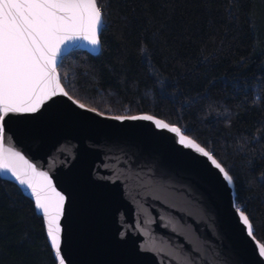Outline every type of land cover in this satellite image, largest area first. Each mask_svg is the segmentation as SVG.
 Masks as SVG:
<instances>
[{
  "label": "trees",
  "instance_id": "obj_1",
  "mask_svg": "<svg viewBox=\"0 0 264 264\" xmlns=\"http://www.w3.org/2000/svg\"><path fill=\"white\" fill-rule=\"evenodd\" d=\"M98 4L101 50L62 59L68 93L104 114H153L196 139L233 177L264 244V0ZM0 264H58L35 202L1 176Z\"/></svg>",
  "mask_w": 264,
  "mask_h": 264
},
{
  "label": "water",
  "instance_id": "obj_2",
  "mask_svg": "<svg viewBox=\"0 0 264 264\" xmlns=\"http://www.w3.org/2000/svg\"><path fill=\"white\" fill-rule=\"evenodd\" d=\"M77 49L95 55L101 45L68 42L59 74L62 59ZM61 86L68 93L62 80ZM80 104L58 92L36 112L10 113L3 120L5 148L46 172L65 197L64 264H264V244L254 228L248 235L238 215L234 179L228 184L208 158L152 121L118 120ZM141 115L179 127L150 113L120 117ZM16 164L27 170L22 161ZM0 176L34 201L10 172L0 170Z\"/></svg>",
  "mask_w": 264,
  "mask_h": 264
},
{
  "label": "snow or ice",
  "instance_id": "obj_3",
  "mask_svg": "<svg viewBox=\"0 0 264 264\" xmlns=\"http://www.w3.org/2000/svg\"><path fill=\"white\" fill-rule=\"evenodd\" d=\"M103 14L98 0H0V170L10 172L30 190L36 208L46 220L58 264H64L60 217L65 197L56 191L46 172H37L21 153L5 148L3 120L10 113L36 112L43 100L58 92L68 95L57 72L62 49L78 39L99 47ZM116 119L152 121L157 128L175 134L181 146L208 158L228 184H233V177L222 164L205 147L183 134L180 127L151 115ZM17 161H22L27 170L18 168ZM33 176L41 177L42 182H34ZM238 215L251 237L253 226L249 217L239 209ZM259 254L264 256V246L259 247Z\"/></svg>",
  "mask_w": 264,
  "mask_h": 264
}]
</instances>
